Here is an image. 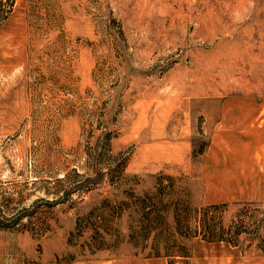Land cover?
I'll list each match as a JSON object with an SVG mask.
<instances>
[{
    "label": "rangeland",
    "instance_id": "obj_1",
    "mask_svg": "<svg viewBox=\"0 0 264 264\" xmlns=\"http://www.w3.org/2000/svg\"><path fill=\"white\" fill-rule=\"evenodd\" d=\"M102 261L264 264V0H0V264Z\"/></svg>",
    "mask_w": 264,
    "mask_h": 264
},
{
    "label": "crops",
    "instance_id": "obj_2",
    "mask_svg": "<svg viewBox=\"0 0 264 264\" xmlns=\"http://www.w3.org/2000/svg\"><path fill=\"white\" fill-rule=\"evenodd\" d=\"M81 264H112V263H110V262H104V261H102V262H84V263H81Z\"/></svg>",
    "mask_w": 264,
    "mask_h": 264
},
{
    "label": "trees",
    "instance_id": "obj_3",
    "mask_svg": "<svg viewBox=\"0 0 264 264\" xmlns=\"http://www.w3.org/2000/svg\"><path fill=\"white\" fill-rule=\"evenodd\" d=\"M108 147H109V145H108ZM126 167H127V164L125 163V165H123V170L122 171H125Z\"/></svg>",
    "mask_w": 264,
    "mask_h": 264
}]
</instances>
